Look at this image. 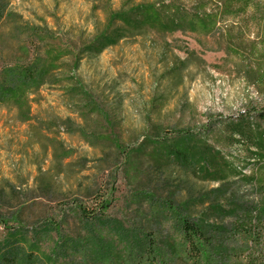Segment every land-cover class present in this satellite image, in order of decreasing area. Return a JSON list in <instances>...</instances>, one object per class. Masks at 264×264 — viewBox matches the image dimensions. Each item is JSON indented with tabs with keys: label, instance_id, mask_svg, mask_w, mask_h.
Returning <instances> with one entry per match:
<instances>
[{
	"label": "rangeland",
	"instance_id": "obj_1",
	"mask_svg": "<svg viewBox=\"0 0 264 264\" xmlns=\"http://www.w3.org/2000/svg\"><path fill=\"white\" fill-rule=\"evenodd\" d=\"M122 1L9 0L63 57L31 103L40 133L0 105V264H215L185 256L182 218L229 229L228 202H264V0H134L158 18L129 13L135 37L82 51ZM229 163L247 179L217 183Z\"/></svg>",
	"mask_w": 264,
	"mask_h": 264
},
{
	"label": "trees",
	"instance_id": "obj_2",
	"mask_svg": "<svg viewBox=\"0 0 264 264\" xmlns=\"http://www.w3.org/2000/svg\"><path fill=\"white\" fill-rule=\"evenodd\" d=\"M121 3V9L118 12L111 11L110 3L109 6L105 4L102 7L106 24L105 33L98 37L97 43L96 40L93 44L82 48V51L96 57L102 54L105 48L116 45L120 40L135 37L138 34L137 24L129 18V13L132 14L136 10H147L149 15L153 13V17L158 18L157 10L153 7L134 6V0H123ZM8 4L9 0H0V105L11 110L15 120L20 124L27 125L28 129L38 130L40 133L38 125L31 122L33 119L30 110L31 103L45 84L55 81L53 74L60 66L59 60L63 57V53L45 51L46 53L42 55L38 52L37 49L41 48L39 45L45 40L48 32L24 21L20 14L9 8ZM172 22L175 23V20L173 19ZM110 28L112 31L108 33ZM63 80L67 81L66 77H62ZM256 117L264 123V109L257 113ZM61 122H70V119H64ZM47 125L44 127V132H52L53 130L48 129ZM58 127L60 126L57 125ZM235 131L239 136L243 135L241 131ZM255 139L256 146H262L264 133L256 131ZM53 142L60 147L59 140L54 138ZM56 154L67 156L64 150L57 151ZM228 168L229 173L220 171L217 183L233 173L241 175L238 179H247L241 170L236 169V166L232 167L229 163ZM48 189V184L41 187L43 192ZM222 192L224 191L220 190L214 194L212 199L215 202L218 199H225ZM226 202H228V197ZM228 204L230 207L226 209L228 214L225 216L231 217L229 229L223 223L216 224L208 220H205L204 224L191 223L189 219L182 218L180 231L185 256L193 263L208 262L210 251H214L212 253L216 259L215 264H264V202L258 203V206L243 208L235 207L230 202ZM97 206L100 212H104L109 207V203L101 197ZM74 207L81 218H90L94 215L90 214L88 208L82 206L80 202H75ZM1 223L6 225L2 217H0ZM226 243L230 244L231 249ZM28 259L29 256H26L25 262ZM18 264H24V262Z\"/></svg>",
	"mask_w": 264,
	"mask_h": 264
}]
</instances>
